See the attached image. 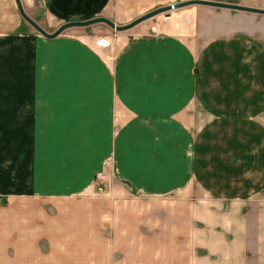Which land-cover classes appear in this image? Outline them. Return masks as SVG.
Listing matches in <instances>:
<instances>
[{
  "label": "crops",
  "instance_id": "crops-1",
  "mask_svg": "<svg viewBox=\"0 0 264 264\" xmlns=\"http://www.w3.org/2000/svg\"><path fill=\"white\" fill-rule=\"evenodd\" d=\"M181 1L20 0L48 32ZM100 23L0 0V264H264V13Z\"/></svg>",
  "mask_w": 264,
  "mask_h": 264
},
{
  "label": "water",
  "instance_id": "water-1",
  "mask_svg": "<svg viewBox=\"0 0 264 264\" xmlns=\"http://www.w3.org/2000/svg\"><path fill=\"white\" fill-rule=\"evenodd\" d=\"M17 3H18L19 9H20L22 15L34 27H36L38 29V31H40L42 34H44L45 36L50 37V38L56 37L57 35H59L65 29H67L69 27H72V26H86V25L97 23V22H106V23H108L109 25H111L112 27H114L117 30H125V29H128V28H131V27L135 26L139 22H141L143 20H146V19H148V18H150V17H152V16H154V15H156L158 13L167 12V11H169L171 9L182 7L184 5L193 4V3H205V4L215 5V6H223V7L235 8V9H243V10H248V11L264 13V9L255 8V7H248V6H244V5H238V4H235V3H227V2H220V1H214V0H185V1H181L179 3H173V4H170V5H166V6L154 9L152 11H149L148 13H145V14L137 17L133 21H131V22L127 23V24H123V25H118L114 21H112L111 19H109L107 17H96V18L88 19V20L69 21L67 23L62 24L54 32H48L45 29H43L38 23H36L31 17H29L25 13L20 0H17Z\"/></svg>",
  "mask_w": 264,
  "mask_h": 264
},
{
  "label": "rangeland",
  "instance_id": "rangeland-1",
  "mask_svg": "<svg viewBox=\"0 0 264 264\" xmlns=\"http://www.w3.org/2000/svg\"><path fill=\"white\" fill-rule=\"evenodd\" d=\"M99 25H101V33H106V31H105V29H107V31L108 30H110V31H113V32H115L116 30L114 29V28H112L111 26H109L108 24H106V23H100ZM79 29H81L82 30V28H79ZM88 30H89V28H88ZM105 31V32H104ZM106 191V187H105V190H104V192ZM104 192H102V193H104ZM97 193H100V192H97ZM101 194V193H100ZM50 250H53L51 247H48V246H46V249H45V253H47L48 254V256L46 257V260H47V264H55V260H56V257H54V256H49V254H50ZM11 255V254H10ZM13 255V254H12Z\"/></svg>",
  "mask_w": 264,
  "mask_h": 264
},
{
  "label": "built area",
  "instance_id": "built-area-1",
  "mask_svg": "<svg viewBox=\"0 0 264 264\" xmlns=\"http://www.w3.org/2000/svg\"><path fill=\"white\" fill-rule=\"evenodd\" d=\"M97 44L102 45L104 47H109V46H111L112 43L108 38H100L99 40H97ZM97 190H98V192L102 193L105 190V186L102 185L101 183H99L97 185Z\"/></svg>",
  "mask_w": 264,
  "mask_h": 264
}]
</instances>
